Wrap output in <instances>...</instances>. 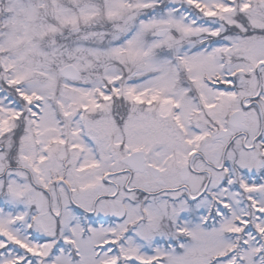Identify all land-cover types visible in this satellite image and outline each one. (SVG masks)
Here are the masks:
<instances>
[{
    "label": "snow or ice",
    "instance_id": "1",
    "mask_svg": "<svg viewBox=\"0 0 264 264\" xmlns=\"http://www.w3.org/2000/svg\"><path fill=\"white\" fill-rule=\"evenodd\" d=\"M0 264H264V0H0Z\"/></svg>",
    "mask_w": 264,
    "mask_h": 264
}]
</instances>
